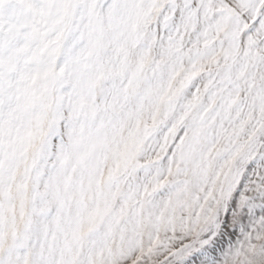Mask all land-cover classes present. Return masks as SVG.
<instances>
[{
    "label": "snow or ice",
    "instance_id": "obj_1",
    "mask_svg": "<svg viewBox=\"0 0 264 264\" xmlns=\"http://www.w3.org/2000/svg\"><path fill=\"white\" fill-rule=\"evenodd\" d=\"M0 264H264V0H0Z\"/></svg>",
    "mask_w": 264,
    "mask_h": 264
}]
</instances>
